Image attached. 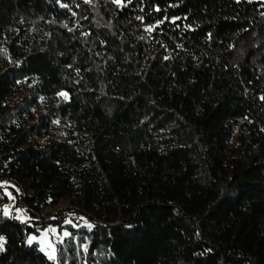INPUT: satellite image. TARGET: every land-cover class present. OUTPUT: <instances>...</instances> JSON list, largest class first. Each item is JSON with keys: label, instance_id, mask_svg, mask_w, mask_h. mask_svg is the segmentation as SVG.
<instances>
[{"label": "trees", "instance_id": "1", "mask_svg": "<svg viewBox=\"0 0 264 264\" xmlns=\"http://www.w3.org/2000/svg\"><path fill=\"white\" fill-rule=\"evenodd\" d=\"M0 178V264H264L263 3L0 0Z\"/></svg>", "mask_w": 264, "mask_h": 264}, {"label": "rangeland", "instance_id": "2", "mask_svg": "<svg viewBox=\"0 0 264 264\" xmlns=\"http://www.w3.org/2000/svg\"><path fill=\"white\" fill-rule=\"evenodd\" d=\"M264 5V0H258ZM0 186L3 189V194L7 200L1 205L4 216L12 217L21 223L28 225L32 221H45L55 216L65 206L55 208H45L43 212L31 215L26 206L20 205L16 201V196L11 191L9 182L0 178ZM67 217L61 224L48 226L40 230L38 234H32L28 238V244H37L39 251L44 254L49 260H55L57 255V247L63 244L71 236V229L68 226H73L75 229H83L81 227L91 228L90 221L85 217L77 216L72 213H67ZM80 228V229H79ZM67 233V235H65ZM31 241V242H30Z\"/></svg>", "mask_w": 264, "mask_h": 264}, {"label": "snow or ice", "instance_id": "3", "mask_svg": "<svg viewBox=\"0 0 264 264\" xmlns=\"http://www.w3.org/2000/svg\"><path fill=\"white\" fill-rule=\"evenodd\" d=\"M65 235H67V233H65ZM2 239H3V238H2V237H0V241H2ZM30 242H31V241H30ZM0 250H2V248H0Z\"/></svg>", "mask_w": 264, "mask_h": 264}]
</instances>
